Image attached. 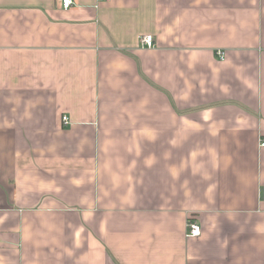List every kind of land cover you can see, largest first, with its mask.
<instances>
[{
    "label": "crops",
    "instance_id": "0c3cea01",
    "mask_svg": "<svg viewBox=\"0 0 264 264\" xmlns=\"http://www.w3.org/2000/svg\"><path fill=\"white\" fill-rule=\"evenodd\" d=\"M262 142L264 0H0V264H264Z\"/></svg>",
    "mask_w": 264,
    "mask_h": 264
},
{
    "label": "built area",
    "instance_id": "2783aa9c",
    "mask_svg": "<svg viewBox=\"0 0 264 264\" xmlns=\"http://www.w3.org/2000/svg\"><path fill=\"white\" fill-rule=\"evenodd\" d=\"M73 0H62V7L65 9H68L72 6ZM141 40V46L145 48H152L155 46V40L153 35L147 34L143 35L140 38ZM221 56L224 55L223 52L220 53ZM63 120L65 123H69V119L67 116H64ZM262 146H264V142H262ZM202 233V227L198 222L195 221H190L189 226H188V231H187V237L192 238V237H197L200 236Z\"/></svg>",
    "mask_w": 264,
    "mask_h": 264
}]
</instances>
